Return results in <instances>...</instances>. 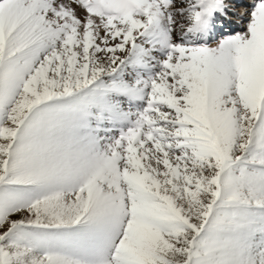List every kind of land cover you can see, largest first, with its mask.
Instances as JSON below:
<instances>
[{
	"label": "snow or ice",
	"instance_id": "1",
	"mask_svg": "<svg viewBox=\"0 0 264 264\" xmlns=\"http://www.w3.org/2000/svg\"><path fill=\"white\" fill-rule=\"evenodd\" d=\"M0 264H264V0H0Z\"/></svg>",
	"mask_w": 264,
	"mask_h": 264
},
{
	"label": "rangeland",
	"instance_id": "2",
	"mask_svg": "<svg viewBox=\"0 0 264 264\" xmlns=\"http://www.w3.org/2000/svg\"><path fill=\"white\" fill-rule=\"evenodd\" d=\"M245 2H250V0H245Z\"/></svg>",
	"mask_w": 264,
	"mask_h": 264
}]
</instances>
